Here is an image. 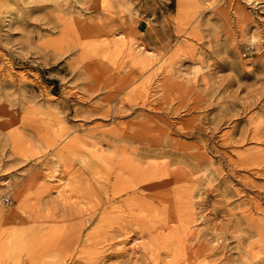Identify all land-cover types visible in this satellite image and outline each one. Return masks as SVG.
<instances>
[{
    "label": "rangeland",
    "instance_id": "obj_1",
    "mask_svg": "<svg viewBox=\"0 0 264 264\" xmlns=\"http://www.w3.org/2000/svg\"><path fill=\"white\" fill-rule=\"evenodd\" d=\"M99 151L168 167L171 194L139 192L195 210L172 225L197 262L264 264V0H0V244L33 229L0 264L144 257L141 235L98 227L120 201L111 164L79 162Z\"/></svg>",
    "mask_w": 264,
    "mask_h": 264
},
{
    "label": "bare ground",
    "instance_id": "obj_2",
    "mask_svg": "<svg viewBox=\"0 0 264 264\" xmlns=\"http://www.w3.org/2000/svg\"><path fill=\"white\" fill-rule=\"evenodd\" d=\"M109 26H110V24H109ZM138 32H139V34H143V31H141V30H138ZM20 78H22V77H20ZM256 149H254V150L251 149V150L255 151ZM98 155H100V151H99ZM88 157H81V159L79 161L82 166L84 165L85 169L88 168V171L93 170L97 166V164H95L97 162H99V164L100 163L101 164L102 163L111 164V166H112L111 171H113V169L115 171V172L113 171L115 173V180H114L115 183L113 182L114 183L113 186H114L115 190L113 191L114 192L113 197H115V199H117L118 197L120 198L119 202H117L115 200L116 202L109 204V201H108V205L105 204L106 206L104 205V202L102 201L103 204L102 203L101 204L103 205V207L104 206L105 207L103 208L104 210L100 211L101 216H100V218L98 217L99 218V220H98L99 223L97 222L98 227L105 229L104 226L111 227L112 225H114L113 227H115V225H116V229H117L116 232H119L121 235L126 236L127 238H125V239H127V240L130 238H133L136 234L141 235L142 238H145L147 240V241L142 242V247H143L142 250L145 251V255L143 254L144 252L143 253L141 252V253L143 254L144 257L139 258V256H137V255H135L134 257L131 255L132 257H130V256H129V258L127 257L129 260H127V258H125L126 262L130 261L132 264H202V263H199L197 261H198L199 257L200 258L204 257L205 254L203 252L205 251V249H204V251L203 250L198 251V250H193L192 248L188 247L189 243H186V242L189 238L186 240V242H185V240H182V238H183L182 235H184V234L182 233V235H181V233L178 231L179 229L177 227H175L174 225H172V223H174V224L185 223V225H189L197 215V214H195L196 212H194L195 210L194 211H187V210L182 211L181 207H183V206L182 205L179 206V204L182 203L181 198L179 196L178 197L180 198V201H178L177 197L175 196L176 200H177V201L176 200L175 201L178 202L177 204H175L176 202L175 203L172 202L173 201L172 200L171 202L175 205H173L171 203L169 205V203H168V205L166 206L165 204H161L163 202H160L159 204H156L154 202L153 203L150 202V200L147 198L149 196H147L146 194H143V191H142V193L139 192L140 189L141 190H150L153 192H156V190H158V189H162V194H164L166 192L167 187L169 186V184L172 182V179H173L172 176H169L168 170L165 169L168 167L161 169L160 166H159L160 168L157 166H150L151 164L149 163L150 165L148 164L147 165L148 168L145 169V167L143 168L142 164H140L141 162H139V164L142 167H140L138 164L132 162L131 160H128L127 159L128 157L124 158V159L121 157L122 158L121 162L117 161L119 163L116 166H114L113 160L111 157L105 158L101 155L100 156H93V158H92V156H90L91 158L90 157L88 158ZM138 161H140V159ZM93 165L94 166L96 165V166L94 167ZM103 169H104L103 166H98L96 168V173L102 172ZM56 171H57V169H56ZM107 171L108 170H106L105 172H107ZM90 172H92V171H90ZM170 172H171V169H170ZM108 173L109 172L106 173L107 177L102 179V181H104L103 184L104 183L107 184L112 179L111 178L112 177L111 172H110L111 177H109ZM53 177L54 176H51L50 179H53ZM101 184H102V182H101ZM174 185H176V183ZM100 187H101V185H100ZM171 187H170V190L172 189ZM107 188H109V186ZM111 189H112V187H111ZM111 189L109 188L107 190L111 191ZM107 190L105 191L106 194L108 193ZM174 190H171V191H173V193H174ZM151 193L152 192H150L149 194H151ZM167 193L171 194V192H167ZM188 193H190V191ZM166 194H164L162 196L165 197L168 195V194L167 195ZM174 195H176V194L174 193ZM191 195H192V193H191ZM113 197L112 196H111V198L106 197L107 199H105V202L107 203L106 200H108V198L111 201V199ZM121 197L124 198V201L121 200L122 199ZM157 197L159 198L158 195H157ZM169 197H172V196L169 195L167 198H169ZM184 198L186 201L187 197L184 196ZM184 198H182V199H184ZM171 199H173V198H171ZM171 199L169 198V200H171ZM163 200L160 199V201H163ZM184 203H186V202H184ZM100 208H101V206H100ZM156 218H159L163 223L160 224V221H159V223H156L155 222ZM194 221L196 222V220H194ZM186 223H189V224H186ZM193 225H191V226H193ZM20 226L19 227L17 226V228H13L10 232L7 233L6 238L1 241L2 243L0 244V253L7 256V258L8 257L12 258V259L14 257L16 258L17 256H19V254L21 252H23L24 250H27L30 242H32L33 236H32L31 230H33V229L27 230L28 227L23 228L22 226L21 227ZM191 229L193 230V227ZM113 230H114V228H113ZM113 230L110 229L109 231H113ZM100 231H101L100 233L96 232V233H98V235L96 237H94L95 233L93 234V237H91L90 242H93L95 244V247L99 246L97 244H99L98 241L100 239L103 240L101 243L108 242L109 244H112L111 242H109V240L107 241L108 238L106 236H104V234L106 232L104 234H102V232H104L105 230L102 231L100 229ZM114 232L115 231H113L112 233H114ZM186 233L187 232H185V236H188ZM35 234H37V232ZM257 234H258V232H257ZM108 235L111 236L112 234H108ZM103 236H104V238H103ZM181 236H182V238H181ZM191 236L192 235H190V237ZM114 237L116 239L118 238V236L112 235V238H114ZM40 238H37V239L39 240ZM93 238H95V239H93ZM115 238L113 239L114 241H116ZM93 240H95V241H93ZM39 241L41 242V240H39ZM128 241H130V240H128ZM132 241H133V239H132ZM90 242H89V245H91ZM37 243H39V242H37ZM118 243H119L118 245H122L125 243V240L120 241ZM109 244H108V246H109ZM187 244H188V246H187ZM93 245H91L92 249L94 248V247H92ZM101 246H105V244H102ZM135 247L136 246H134V249H135ZM142 247L140 245V248H142ZM197 247H199V246H197ZM201 247H202V245H201ZM108 248L109 247H107V249ZM134 249L132 248V250H133L132 254H136L135 252L137 250L135 251ZM138 250H139V252L142 251L140 249H138ZM127 252L124 251V252L120 253L118 251L116 256L117 257H124V256H126ZM128 254L130 255V252ZM89 255L94 256L93 251L89 252ZM140 256H142V255H140ZM3 258H5V257L3 256ZM62 260L63 259L61 258V261ZM61 261L59 262V264H64V260L62 262ZM252 261H254V260H252ZM55 263H57V262H55Z\"/></svg>",
    "mask_w": 264,
    "mask_h": 264
},
{
    "label": "built area",
    "instance_id": "obj_3",
    "mask_svg": "<svg viewBox=\"0 0 264 264\" xmlns=\"http://www.w3.org/2000/svg\"><path fill=\"white\" fill-rule=\"evenodd\" d=\"M5 202H6V203H9V202H10V199H9V198H6V199H5Z\"/></svg>",
    "mask_w": 264,
    "mask_h": 264
}]
</instances>
